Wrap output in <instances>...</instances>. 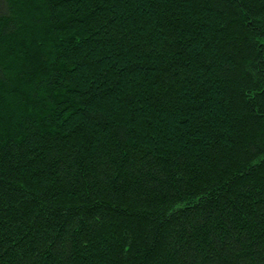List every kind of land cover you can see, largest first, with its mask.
I'll return each instance as SVG.
<instances>
[{"label": "trees", "instance_id": "1", "mask_svg": "<svg viewBox=\"0 0 264 264\" xmlns=\"http://www.w3.org/2000/svg\"><path fill=\"white\" fill-rule=\"evenodd\" d=\"M0 264H264V0H0Z\"/></svg>", "mask_w": 264, "mask_h": 264}]
</instances>
